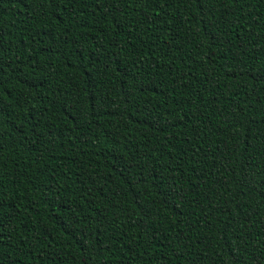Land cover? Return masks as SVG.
Here are the masks:
<instances>
[{"label":"trees","instance_id":"obj_1","mask_svg":"<svg viewBox=\"0 0 264 264\" xmlns=\"http://www.w3.org/2000/svg\"><path fill=\"white\" fill-rule=\"evenodd\" d=\"M0 264H264V0H0Z\"/></svg>","mask_w":264,"mask_h":264}]
</instances>
